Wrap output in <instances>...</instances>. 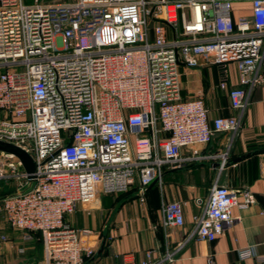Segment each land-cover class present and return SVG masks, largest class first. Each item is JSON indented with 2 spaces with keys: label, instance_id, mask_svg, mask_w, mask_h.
<instances>
[{
  "label": "built area",
  "instance_id": "obj_1",
  "mask_svg": "<svg viewBox=\"0 0 264 264\" xmlns=\"http://www.w3.org/2000/svg\"><path fill=\"white\" fill-rule=\"evenodd\" d=\"M234 1L0 0V141L36 163L30 174L0 151L8 159L0 181L17 182L2 211L20 241L39 235L46 264H82L95 254L97 234L65 219L79 206L135 183L143 191L165 165L189 159L182 148L238 129L239 115L209 118L202 96L183 98L180 82V66L202 56L224 66L219 87L227 90L225 66L234 63L238 83L227 96L241 112L264 81V0H243L249 14L236 18ZM241 193L240 203L239 192L212 184L193 217L199 240H215L237 220L234 207L254 202ZM183 223L181 202L164 204L163 226ZM238 254L254 256L249 246ZM171 259L167 252L122 264Z\"/></svg>",
  "mask_w": 264,
  "mask_h": 264
},
{
  "label": "crops",
  "instance_id": "obj_2",
  "mask_svg": "<svg viewBox=\"0 0 264 264\" xmlns=\"http://www.w3.org/2000/svg\"><path fill=\"white\" fill-rule=\"evenodd\" d=\"M249 2H233V17L249 14ZM196 66H180L183 98L202 96L209 118L239 115L238 129L233 133H215L207 144L181 149L187 158L181 166L165 165L161 177L143 191L135 183L116 197L98 195L66 216L76 228H89L97 234L95 254L82 264H122L126 260L160 261L167 252L171 260L159 264H264V81L249 93L243 111L230 107L228 89L237 86L234 63L225 66L227 90L219 87L223 65L196 59ZM214 182L240 193L249 192L254 202L236 206L235 223L213 241L199 240L193 217L203 212ZM169 201L182 204L184 223L178 227L163 226V206ZM7 229L0 242V264H46L39 235L20 241L21 232ZM24 246V253L17 252ZM249 246L254 256L240 258L238 249ZM151 251L149 258L146 253Z\"/></svg>",
  "mask_w": 264,
  "mask_h": 264
},
{
  "label": "rangeland",
  "instance_id": "obj_3",
  "mask_svg": "<svg viewBox=\"0 0 264 264\" xmlns=\"http://www.w3.org/2000/svg\"><path fill=\"white\" fill-rule=\"evenodd\" d=\"M67 1H71V0H67ZM7 161H8L7 157H4L3 155L0 154V169H7L6 168ZM16 184L17 182L13 179H3L0 181V242L4 241V238H2L3 235L10 233L7 232V229H9L10 227L7 225L2 211V200L4 198L2 197V194L10 193L11 191L16 190ZM119 194H123V193H108V194L100 193L99 195L116 197Z\"/></svg>",
  "mask_w": 264,
  "mask_h": 264
},
{
  "label": "water",
  "instance_id": "obj_4",
  "mask_svg": "<svg viewBox=\"0 0 264 264\" xmlns=\"http://www.w3.org/2000/svg\"><path fill=\"white\" fill-rule=\"evenodd\" d=\"M0 151L6 152V153H12L14 156H16L19 159V161L22 163V166L27 173L32 174L36 171V163L34 162L32 157L20 147L14 144L8 143V142L0 141ZM32 176L33 175H30V177ZM155 181L156 180H154L153 182Z\"/></svg>",
  "mask_w": 264,
  "mask_h": 264
},
{
  "label": "trees",
  "instance_id": "obj_5",
  "mask_svg": "<svg viewBox=\"0 0 264 264\" xmlns=\"http://www.w3.org/2000/svg\"><path fill=\"white\" fill-rule=\"evenodd\" d=\"M14 192H15V190L14 191H11L10 193H4V194H2V197L6 196V195H9V194H12Z\"/></svg>",
  "mask_w": 264,
  "mask_h": 264
}]
</instances>
